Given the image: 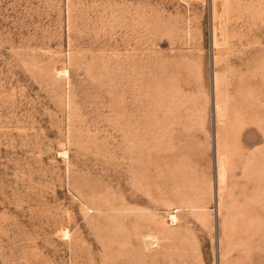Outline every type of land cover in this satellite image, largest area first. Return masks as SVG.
<instances>
[{"label":"rangeland","instance_id":"obj_1","mask_svg":"<svg viewBox=\"0 0 264 264\" xmlns=\"http://www.w3.org/2000/svg\"><path fill=\"white\" fill-rule=\"evenodd\" d=\"M0 264H264V0H0Z\"/></svg>","mask_w":264,"mask_h":264}]
</instances>
